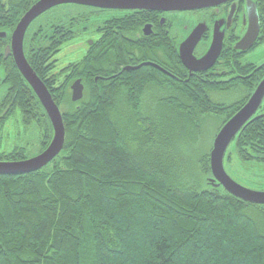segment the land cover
Returning <instances> with one entry per match:
<instances>
[{"label": "trees", "instance_id": "obj_1", "mask_svg": "<svg viewBox=\"0 0 264 264\" xmlns=\"http://www.w3.org/2000/svg\"><path fill=\"white\" fill-rule=\"evenodd\" d=\"M19 18L0 14L8 34L0 40V149L10 122L20 136L38 134L36 156L50 144L52 127L3 55ZM52 31L38 32L23 48L60 109L64 148L40 171L0 176V264H264V205L208 186L212 146L205 151L200 143L206 118L220 119L221 129L253 87L236 77L192 78L186 88L182 75L170 81L151 66L120 73L107 64L102 44L55 73L49 58L71 38L58 41ZM222 70L239 75L230 62ZM78 79L83 98L73 103L70 87ZM238 86L247 94L242 102H214L213 95ZM158 87L173 94H156ZM233 143L241 164L264 166V118ZM28 152L12 145L0 150V162L31 158Z\"/></svg>", "mask_w": 264, "mask_h": 264}, {"label": "flooded vegetation", "instance_id": "obj_2", "mask_svg": "<svg viewBox=\"0 0 264 264\" xmlns=\"http://www.w3.org/2000/svg\"><path fill=\"white\" fill-rule=\"evenodd\" d=\"M14 1L0 0V14L10 18L15 12L21 17L40 0H18L19 5ZM53 15L57 16L55 23ZM256 27L251 47L238 51L237 45ZM52 28L58 41L63 36L73 37L75 31L82 32L70 42L84 37L77 44H84L88 53L102 44L107 64L119 67L120 73L126 72L125 67L151 63L164 71L155 69L159 75L170 81L180 82L173 73L182 75L186 88L192 78L202 83H227L237 77L254 91L264 78V0H77L54 7L35 19L26 31L23 46L31 43L38 32L47 33ZM214 37L222 39L214 65L191 73L180 59L183 45L188 53L194 44L192 56L198 60L207 54ZM9 45L10 40L4 49ZM228 60L239 75H225L222 68L229 65ZM161 88L156 94H173L172 90ZM262 114L264 100L255 117Z\"/></svg>", "mask_w": 264, "mask_h": 264}, {"label": "water", "instance_id": "obj_3", "mask_svg": "<svg viewBox=\"0 0 264 264\" xmlns=\"http://www.w3.org/2000/svg\"><path fill=\"white\" fill-rule=\"evenodd\" d=\"M77 0H40L35 3L24 15L20 17L15 29L10 36V45L4 49V58L11 57L16 69L34 92L40 102L52 127V140L48 147L36 156L31 158L13 161L0 162V176H20L40 171L50 164L61 153L64 148L65 129L60 109L55 104L50 92L45 84L35 74L30 67L24 54V37L30 24L43 13L62 4L76 3ZM257 27L253 32L247 34L237 45L238 51L245 52L249 49L256 38ZM8 34L0 31V40H4ZM221 37H214L213 44L207 54L201 59L192 56L194 44L190 46L188 53L186 45L181 49L180 59L185 68L191 73L202 72L210 69L219 56L221 50ZM151 66L162 71L151 63H143L137 67H125L123 71L131 72L139 70L141 67ZM164 72V71H162ZM71 102L77 103L83 98L84 87L81 80H75L71 87ZM264 100V78L261 80L256 90L249 97L243 107L231 117L217 133L210 152L211 178L207 180V185L219 188L231 196L247 203L264 205V192H257L246 189L235 183L225 172L224 157L228 147L235 137L249 124L264 118V114L255 117Z\"/></svg>", "mask_w": 264, "mask_h": 264}, {"label": "rangeland", "instance_id": "obj_4", "mask_svg": "<svg viewBox=\"0 0 264 264\" xmlns=\"http://www.w3.org/2000/svg\"><path fill=\"white\" fill-rule=\"evenodd\" d=\"M55 18L53 19V23L57 22V16L53 15ZM48 17V16H47ZM46 17V18H47ZM45 18V19H46ZM50 18V17H49ZM44 19V20H45ZM43 20V21H44ZM87 23V22H85ZM82 32L77 33L75 31L72 35L73 38H78L77 34H81ZM68 36V35H67ZM87 36V35H85ZM64 37V36H63ZM85 40L84 37H81L75 41L65 43L57 53H53L49 58V64L55 65V73H59L65 67L80 62L83 57L88 53L84 44H77V42H83ZM3 78L2 71L0 70V79ZM63 79V78H61ZM72 84V83H71ZM70 84V85H71ZM70 87V86H69ZM71 94V93H70ZM246 92L238 86L233 89V91L229 92L225 95H213V100L220 105H229L234 102H242L246 97ZM214 118V117H213ZM220 119H210L206 118V121L203 123L202 133L203 136L201 138V142L205 147V151L211 148L214 137L221 125ZM13 123H8L6 125V132L3 138H5L2 142V149L6 150L7 148H11L12 145H24L28 148V156L32 157L35 155L38 144V134L31 132L30 135L24 136L19 134V131H16V128ZM8 136V137H7ZM19 139V140H18ZM201 144V145H202ZM235 144H230L227 150V159L224 163V169L226 174L238 185L257 192H264V166L263 165H252V164H241L236 157ZM49 165V164H48ZM48 165L46 167H48ZM45 167V168H46ZM129 246V245H127Z\"/></svg>", "mask_w": 264, "mask_h": 264}]
</instances>
